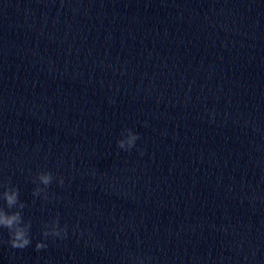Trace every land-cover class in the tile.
Returning <instances> with one entry per match:
<instances>
[{
	"label": "clouds",
	"instance_id": "9594fccd",
	"mask_svg": "<svg viewBox=\"0 0 264 264\" xmlns=\"http://www.w3.org/2000/svg\"><path fill=\"white\" fill-rule=\"evenodd\" d=\"M139 135L131 129L125 128L122 133V138L117 140L119 149L129 151L135 147ZM53 175L50 172H38L33 180V183L38 182V186L33 190L34 197L46 193L47 187L52 183ZM58 183L64 184L63 177L58 178ZM39 185H43L40 187ZM44 199H47L45 194ZM0 200L5 202V207H0V228L7 229L9 239L7 244L13 249L23 250L31 245L32 239L30 236L31 221H25L22 215L26 204L19 200V189L14 186H5L0 193ZM15 209V210H13ZM42 236L47 239L49 237L64 239L67 237V226L61 227L59 218L52 219L43 226ZM48 245L43 241H38L35 244L37 251L46 248Z\"/></svg>",
	"mask_w": 264,
	"mask_h": 264
}]
</instances>
